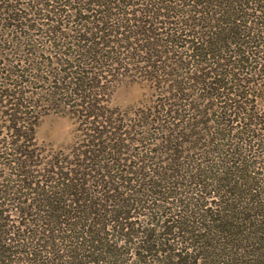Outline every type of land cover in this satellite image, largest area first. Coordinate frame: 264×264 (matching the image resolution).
Returning <instances> with one entry per match:
<instances>
[{
  "label": "trees",
  "instance_id": "obj_1",
  "mask_svg": "<svg viewBox=\"0 0 264 264\" xmlns=\"http://www.w3.org/2000/svg\"><path fill=\"white\" fill-rule=\"evenodd\" d=\"M128 75L155 101L112 118ZM0 264H264V0H0Z\"/></svg>",
  "mask_w": 264,
  "mask_h": 264
},
{
  "label": "rangeland",
  "instance_id": "obj_2",
  "mask_svg": "<svg viewBox=\"0 0 264 264\" xmlns=\"http://www.w3.org/2000/svg\"><path fill=\"white\" fill-rule=\"evenodd\" d=\"M106 89L100 104L112 118H132L138 111L152 107L156 96L148 82L132 75L118 76ZM40 111L34 133L36 149L48 158L74 159L80 146L86 143V131H82L84 127L77 118L79 114L62 105L44 106Z\"/></svg>",
  "mask_w": 264,
  "mask_h": 264
}]
</instances>
